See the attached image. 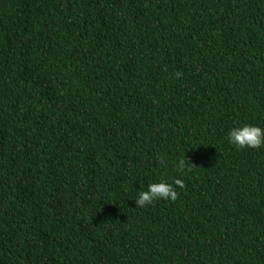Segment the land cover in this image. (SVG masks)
<instances>
[{
	"label": "trees",
	"instance_id": "trees-1",
	"mask_svg": "<svg viewBox=\"0 0 264 264\" xmlns=\"http://www.w3.org/2000/svg\"><path fill=\"white\" fill-rule=\"evenodd\" d=\"M238 123L264 126V0H0V264H264Z\"/></svg>",
	"mask_w": 264,
	"mask_h": 264
},
{
	"label": "clouds",
	"instance_id": "clouds-1",
	"mask_svg": "<svg viewBox=\"0 0 264 264\" xmlns=\"http://www.w3.org/2000/svg\"><path fill=\"white\" fill-rule=\"evenodd\" d=\"M228 142L237 149H259L264 147V126L250 123H238L228 130ZM183 163L179 165L182 171ZM183 187V180L180 177L171 182L160 179L147 185L146 189L138 191L134 202L136 207H146L156 200H172L178 198L176 187Z\"/></svg>",
	"mask_w": 264,
	"mask_h": 264
}]
</instances>
